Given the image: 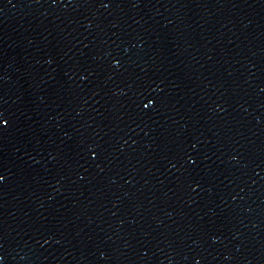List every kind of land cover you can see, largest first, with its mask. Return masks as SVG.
Returning a JSON list of instances; mask_svg holds the SVG:
<instances>
[{"label": "water", "instance_id": "water-1", "mask_svg": "<svg viewBox=\"0 0 264 264\" xmlns=\"http://www.w3.org/2000/svg\"><path fill=\"white\" fill-rule=\"evenodd\" d=\"M0 264H264V0H0Z\"/></svg>", "mask_w": 264, "mask_h": 264}]
</instances>
